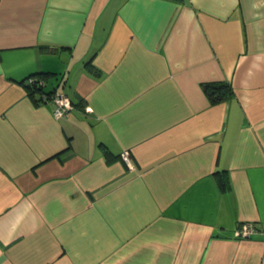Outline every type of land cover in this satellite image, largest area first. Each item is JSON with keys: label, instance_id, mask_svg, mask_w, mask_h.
I'll return each instance as SVG.
<instances>
[{"label": "crops", "instance_id": "1", "mask_svg": "<svg viewBox=\"0 0 264 264\" xmlns=\"http://www.w3.org/2000/svg\"><path fill=\"white\" fill-rule=\"evenodd\" d=\"M0 264H264V0H0Z\"/></svg>", "mask_w": 264, "mask_h": 264}, {"label": "trees", "instance_id": "2", "mask_svg": "<svg viewBox=\"0 0 264 264\" xmlns=\"http://www.w3.org/2000/svg\"><path fill=\"white\" fill-rule=\"evenodd\" d=\"M46 76L47 75L43 74L31 75L22 82V85L25 87L28 95L33 99L34 102H38V100L40 101L43 95L50 97L52 94L46 93L43 90ZM29 78L35 79V82L33 84L27 83L26 80ZM40 82H42V85ZM201 88L211 105L229 102L235 97L229 82H206L201 84ZM213 177L221 191H225L229 188V180L225 172H215Z\"/></svg>", "mask_w": 264, "mask_h": 264}, {"label": "built area", "instance_id": "3", "mask_svg": "<svg viewBox=\"0 0 264 264\" xmlns=\"http://www.w3.org/2000/svg\"><path fill=\"white\" fill-rule=\"evenodd\" d=\"M27 83L33 84L35 79L29 78L26 80ZM42 85V82H40ZM41 101L43 102H52L54 105L53 115L55 118L59 119L66 115V113L71 108L72 104L70 100L59 93H52L50 97L43 95ZM122 159L124 162L129 163L128 155L123 154ZM255 232L254 225L252 223H243L235 231V237L237 239H248Z\"/></svg>", "mask_w": 264, "mask_h": 264}]
</instances>
